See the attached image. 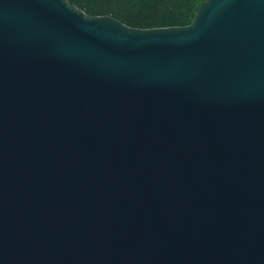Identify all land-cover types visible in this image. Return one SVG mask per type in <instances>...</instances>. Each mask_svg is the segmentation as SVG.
Listing matches in <instances>:
<instances>
[{"label":"water","instance_id":"1","mask_svg":"<svg viewBox=\"0 0 264 264\" xmlns=\"http://www.w3.org/2000/svg\"><path fill=\"white\" fill-rule=\"evenodd\" d=\"M0 264H264V0H0Z\"/></svg>","mask_w":264,"mask_h":264},{"label":"trees","instance_id":"2","mask_svg":"<svg viewBox=\"0 0 264 264\" xmlns=\"http://www.w3.org/2000/svg\"><path fill=\"white\" fill-rule=\"evenodd\" d=\"M206 0H69L92 16H112L133 28L190 24Z\"/></svg>","mask_w":264,"mask_h":264}]
</instances>
